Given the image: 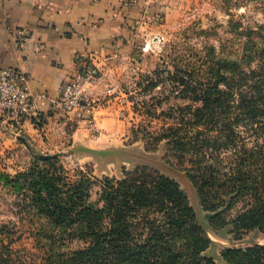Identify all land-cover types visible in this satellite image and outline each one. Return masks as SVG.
Returning a JSON list of instances; mask_svg holds the SVG:
<instances>
[{
	"label": "rangeland",
	"instance_id": "374dc122",
	"mask_svg": "<svg viewBox=\"0 0 264 264\" xmlns=\"http://www.w3.org/2000/svg\"><path fill=\"white\" fill-rule=\"evenodd\" d=\"M160 10L149 9L145 19L132 24L119 48L105 54L106 63L96 64L99 70L91 87V107L74 112L54 108L49 116L40 112L28 118L38 131L36 139L23 126L24 119L10 131L0 127V227L14 231L13 250L27 260L25 264H42L46 248L42 241L46 240L37 233L49 229V224L31 202L30 191L8 179L30 168L36 154L55 155L70 175L79 170L90 172L96 183L89 202L98 206L103 205L99 199L106 177L116 183L126 172L147 165L175 179L212 239L206 255L215 247L218 264H227L222 252L229 247L264 245V231H242L235 225L239 215L264 201V117L258 128H237V144L208 161L213 176L208 169L197 178L200 184L206 180L202 192L186 170L168 161L167 140H157L169 127L181 126L179 109L192 103L180 92L177 71L189 76L196 65L212 58L235 60L247 68L264 63V0H164ZM216 135L206 131L203 136ZM77 145L127 149L146 159L119 156L103 160L97 154L75 152ZM246 166L256 173L243 189L239 180L230 177ZM213 203H219L216 210L204 208ZM83 245L81 239H68L65 248Z\"/></svg>",
	"mask_w": 264,
	"mask_h": 264
},
{
	"label": "trees",
	"instance_id": "16d2710c",
	"mask_svg": "<svg viewBox=\"0 0 264 264\" xmlns=\"http://www.w3.org/2000/svg\"><path fill=\"white\" fill-rule=\"evenodd\" d=\"M175 80L192 103L179 109L181 126L169 127L157 140H167L168 161L186 170L202 192L206 180L200 184L197 178L208 169L213 176L212 164H206L237 144V128L262 125L258 122L264 117V63L247 68L235 60L212 58L196 65L189 76L177 71ZM206 131L217 135L204 137ZM251 170L246 166L230 178L239 180L244 189L256 173ZM8 182L30 191L31 202L47 218L49 229L37 233L46 240L42 264H218L206 255L212 239L186 192L156 168L138 166L116 183L104 178L102 206L89 202L96 183L93 175L83 170L70 175L55 155L36 154L33 165ZM235 225L242 231H264V201L239 215ZM13 233L0 227V264L27 261L15 255ZM68 239H81L84 245L67 249ZM222 256L227 264H264V245L229 247Z\"/></svg>",
	"mask_w": 264,
	"mask_h": 264
},
{
	"label": "crops",
	"instance_id": "0c3cea01",
	"mask_svg": "<svg viewBox=\"0 0 264 264\" xmlns=\"http://www.w3.org/2000/svg\"><path fill=\"white\" fill-rule=\"evenodd\" d=\"M163 1L0 0V66L29 75L36 104L49 116L63 82L76 71V56L105 64V54L119 48L132 24L145 19L149 9L160 12ZM29 121L24 118L23 126L36 139L38 131ZM15 123L0 111L2 129L10 131Z\"/></svg>",
	"mask_w": 264,
	"mask_h": 264
},
{
	"label": "built area",
	"instance_id": "2783aa9c",
	"mask_svg": "<svg viewBox=\"0 0 264 264\" xmlns=\"http://www.w3.org/2000/svg\"><path fill=\"white\" fill-rule=\"evenodd\" d=\"M76 62L74 75L63 82L60 96L52 102L53 109L82 111L91 107L94 101L91 87L97 80L99 69L86 55H77ZM0 111L9 113L16 123L41 114L36 104V95L31 88L30 77L21 68L0 66Z\"/></svg>",
	"mask_w": 264,
	"mask_h": 264
},
{
	"label": "water",
	"instance_id": "95a60500",
	"mask_svg": "<svg viewBox=\"0 0 264 264\" xmlns=\"http://www.w3.org/2000/svg\"><path fill=\"white\" fill-rule=\"evenodd\" d=\"M73 150L75 152H89L93 154H97L101 156L104 159L107 157H119V156H129V157H135L138 159H146L145 155L142 154H137L134 151L127 150V149H121V148H109V149H98V148H93L90 146L86 145H77L73 147ZM104 162V161H103ZM215 250V247H212V250L209 252L210 256L212 255L213 258L218 259L216 255L213 254V251Z\"/></svg>",
	"mask_w": 264,
	"mask_h": 264
}]
</instances>
